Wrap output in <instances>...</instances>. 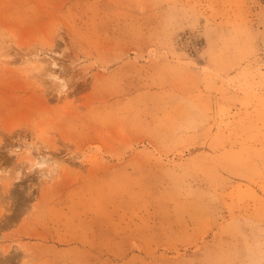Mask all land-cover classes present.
I'll return each instance as SVG.
<instances>
[{"label": "rangeland", "instance_id": "obj_1", "mask_svg": "<svg viewBox=\"0 0 264 264\" xmlns=\"http://www.w3.org/2000/svg\"><path fill=\"white\" fill-rule=\"evenodd\" d=\"M261 6L0 0V264H264Z\"/></svg>", "mask_w": 264, "mask_h": 264}, {"label": "bare ground", "instance_id": "obj_2", "mask_svg": "<svg viewBox=\"0 0 264 264\" xmlns=\"http://www.w3.org/2000/svg\"><path fill=\"white\" fill-rule=\"evenodd\" d=\"M262 2V1H261ZM260 4V3H259ZM262 7V6H261ZM262 9L264 10V8L262 7ZM264 18V17H263ZM264 24V23H263ZM264 26V25H263ZM260 39H261V45H262V47L264 48V27H263V30H262V32H261V34H260ZM7 40H5L4 38H0V46L1 45H4V44H7ZM36 74H37V72H36ZM35 76V75H34ZM51 76H53V75H51ZM36 77V76H35ZM37 78V77H36ZM39 78V77H38ZM52 78V80L53 81H55L56 80V77H51ZM59 86H60V90L61 89H63L65 86H64V83H62V82H60L59 84H58ZM56 168V166H53L52 167V169L54 170Z\"/></svg>", "mask_w": 264, "mask_h": 264}]
</instances>
